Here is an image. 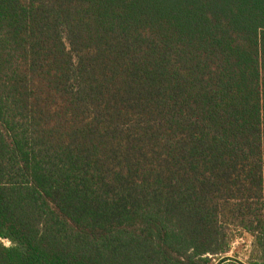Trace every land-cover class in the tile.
Segmentation results:
<instances>
[{
	"label": "trees",
	"instance_id": "1",
	"mask_svg": "<svg viewBox=\"0 0 264 264\" xmlns=\"http://www.w3.org/2000/svg\"><path fill=\"white\" fill-rule=\"evenodd\" d=\"M0 264H264V0H0Z\"/></svg>",
	"mask_w": 264,
	"mask_h": 264
},
{
	"label": "rangeland",
	"instance_id": "2",
	"mask_svg": "<svg viewBox=\"0 0 264 264\" xmlns=\"http://www.w3.org/2000/svg\"><path fill=\"white\" fill-rule=\"evenodd\" d=\"M234 233L236 235V240L233 243V247L238 251L239 259L245 260L246 254L251 248L253 238L249 233L241 230H236ZM6 244H9V242L7 241ZM232 254L233 252H231L229 255Z\"/></svg>",
	"mask_w": 264,
	"mask_h": 264
}]
</instances>
